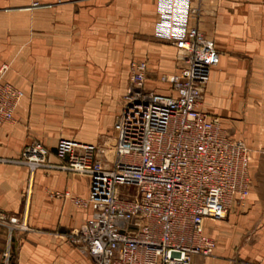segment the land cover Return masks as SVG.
<instances>
[{"label": "crops", "instance_id": "1", "mask_svg": "<svg viewBox=\"0 0 264 264\" xmlns=\"http://www.w3.org/2000/svg\"><path fill=\"white\" fill-rule=\"evenodd\" d=\"M18 1L0 0V6ZM37 1L50 4L49 29L66 33L51 39L49 88L37 85L34 95L49 94L52 100L56 95L81 113L83 125L99 127L106 111L116 114L123 107L132 60L147 62L148 89L172 91L161 76L177 71V50L155 36L158 0ZM193 5L200 8L193 23L221 53L202 110L219 116L229 136L248 145L251 178L243 206L232 207L225 219L206 220L217 246L213 256L197 255L193 264H264V0H193ZM106 32L114 34L107 39ZM40 110L41 102L25 97L16 120L0 125V210L26 224L0 228V264H93L68 241L92 210L65 195L86 197L89 176L44 167L32 172L18 160L36 139L54 151L60 137L98 142L100 130L93 136L64 134L42 122ZM56 160L53 153L50 161Z\"/></svg>", "mask_w": 264, "mask_h": 264}, {"label": "built area", "instance_id": "2", "mask_svg": "<svg viewBox=\"0 0 264 264\" xmlns=\"http://www.w3.org/2000/svg\"><path fill=\"white\" fill-rule=\"evenodd\" d=\"M199 10L193 0H158L155 36L177 50V71L161 76L172 91L148 89L147 62L132 60L112 145L60 137L54 151L35 141L18 160L32 172L44 167L89 176L86 197L65 195L92 210L68 241L93 264H193L217 246L206 220L225 219L250 194L248 145L201 107L221 53L193 23ZM6 69L0 68V125L14 119L24 96L5 80ZM10 225L26 224L0 210V228Z\"/></svg>", "mask_w": 264, "mask_h": 264}, {"label": "rangeland", "instance_id": "3", "mask_svg": "<svg viewBox=\"0 0 264 264\" xmlns=\"http://www.w3.org/2000/svg\"><path fill=\"white\" fill-rule=\"evenodd\" d=\"M49 7V3L37 0H19L18 3L10 6H0V68L2 63H6L5 80L24 91V96L18 105L25 97L29 98L30 102H41L39 116L42 122H50L53 125L51 129L64 134L80 133L90 136L96 135L97 130H100L96 137L97 141H108L112 145L114 143L113 125L118 112L113 114L106 111L105 122L99 127L85 126L81 121V113L70 110L69 105L60 102L56 95L52 96V100L49 94H33L37 85L40 90L49 88L51 39L60 38V35L64 36L66 33L49 29ZM106 33L107 39L109 35L112 37V33L114 34V32ZM40 78L41 83L37 84L36 81L39 83ZM125 98L126 95L122 99L123 105ZM17 107L12 121L16 120ZM86 114L90 115L92 112ZM35 141L40 140L36 139L32 142ZM20 160H23L22 156Z\"/></svg>", "mask_w": 264, "mask_h": 264}]
</instances>
